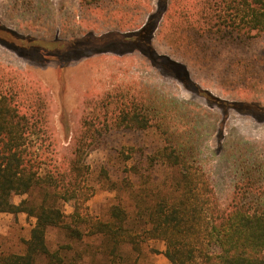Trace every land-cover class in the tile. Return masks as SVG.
Wrapping results in <instances>:
<instances>
[{
  "label": "trees",
  "instance_id": "1",
  "mask_svg": "<svg viewBox=\"0 0 264 264\" xmlns=\"http://www.w3.org/2000/svg\"><path fill=\"white\" fill-rule=\"evenodd\" d=\"M117 2L81 0L80 5L103 9ZM166 7L162 0L159 14L138 32L99 36L90 52L107 53L118 39L129 52H142L153 67L166 69L187 91L208 96L226 113H264L260 104L214 96L193 80L188 64L154 49V19H160ZM185 24L182 45L190 59L203 65L211 45L250 47L264 37V0H204L200 9L185 16ZM0 42L42 63L63 60L69 46L1 23ZM210 60L206 64L211 65ZM51 109L43 84L31 80L22 89L0 76V215L26 214L36 220L24 251L0 249V264H138L150 242L164 244L170 264H264L263 162L239 155L235 171L241 176L231 202L222 207L197 142L153 99L118 90L85 103L70 156L59 150ZM126 132H153L160 145L150 154L139 149L133 171H125L124 179L110 182L106 175L104 184L119 194V200L110 207L107 220L94 217L88 202L101 189L90 183L87 158L111 137ZM17 196L27 198L17 204ZM53 231L64 243L50 245Z\"/></svg>",
  "mask_w": 264,
  "mask_h": 264
},
{
  "label": "rangeland",
  "instance_id": "2",
  "mask_svg": "<svg viewBox=\"0 0 264 264\" xmlns=\"http://www.w3.org/2000/svg\"><path fill=\"white\" fill-rule=\"evenodd\" d=\"M115 1L117 4L103 9H90L81 7V0H0V23L4 26L48 41L60 39L69 45L63 60L42 63L30 55L22 57L0 42V76L16 81L22 89H27L31 80L43 84L51 98L50 117L59 150L67 156L81 128L85 103L118 90L153 99L164 111H171L168 114L174 117L180 131L184 126L197 142L220 205L227 206L241 176L235 171L239 155L264 164V113L234 109L226 113L208 96L187 91L166 69L153 67L142 52H129V47L118 39L107 53L90 52L99 44V36L114 38L138 32L162 7V0ZM166 5L163 16L154 19V49L161 56L172 55L188 64L193 80L214 96L264 106V37L252 41L250 47L211 45L213 50L202 65L186 54L181 36L185 16H190L194 8L200 9L204 0H166ZM209 59L211 65L206 64ZM159 145L160 139L153 132L119 133L87 158L90 183L101 189L88 202L94 217L107 220L110 207L119 200V194L110 192L104 184L106 175L110 182L124 179L125 171H133L139 149L150 154ZM126 156H132L131 160L125 161ZM26 198L17 196L14 201L18 204ZM65 210L71 213L69 206ZM35 221L26 214H1L0 249L22 253ZM49 241L53 247L64 243L55 231L49 234ZM164 249L162 242L144 245L138 264H170Z\"/></svg>",
  "mask_w": 264,
  "mask_h": 264
},
{
  "label": "flooded vegetation",
  "instance_id": "3",
  "mask_svg": "<svg viewBox=\"0 0 264 264\" xmlns=\"http://www.w3.org/2000/svg\"><path fill=\"white\" fill-rule=\"evenodd\" d=\"M6 45V44H5ZM8 46V45H7ZM9 48H11V49H13V47H11V46H8Z\"/></svg>",
  "mask_w": 264,
  "mask_h": 264
},
{
  "label": "crops",
  "instance_id": "4",
  "mask_svg": "<svg viewBox=\"0 0 264 264\" xmlns=\"http://www.w3.org/2000/svg\"><path fill=\"white\" fill-rule=\"evenodd\" d=\"M255 103H257V102H255Z\"/></svg>",
  "mask_w": 264,
  "mask_h": 264
}]
</instances>
